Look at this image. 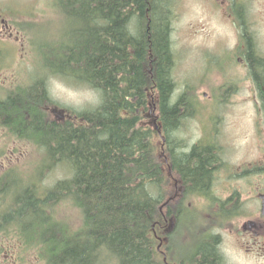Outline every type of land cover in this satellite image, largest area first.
<instances>
[{
    "label": "trees",
    "instance_id": "obj_1",
    "mask_svg": "<svg viewBox=\"0 0 264 264\" xmlns=\"http://www.w3.org/2000/svg\"><path fill=\"white\" fill-rule=\"evenodd\" d=\"M174 2L56 0L54 10L69 29L60 40L38 42L42 76L0 91L6 125L0 131L9 147L34 145L46 155L37 178L12 175L3 192L9 201L2 235L22 238L25 255L34 252L48 264H225L209 234L211 220L189 206L194 194L207 191L221 157L216 146L188 148L177 136L194 109L188 90L172 101ZM30 33V44L37 43ZM50 76L95 91L100 103L59 108L48 92ZM50 109H61L66 119L60 113L53 121ZM161 133L171 170L186 189L167 212L168 173L156 144ZM59 166L67 177L41 188L46 172ZM67 206L78 215L71 223L59 217ZM194 224L206 238L183 253L179 242L193 235L187 229Z\"/></svg>",
    "mask_w": 264,
    "mask_h": 264
},
{
    "label": "flooded vegetation",
    "instance_id": "obj_2",
    "mask_svg": "<svg viewBox=\"0 0 264 264\" xmlns=\"http://www.w3.org/2000/svg\"><path fill=\"white\" fill-rule=\"evenodd\" d=\"M210 1L215 11L216 25L218 27L225 25L227 31V37L220 41L225 47L227 59L224 61V70L216 71L221 73L223 82L219 89L212 92L213 99L210 101L208 112H204L202 103L194 101V115L201 118L202 130L206 136L203 134L193 145L216 146L221 158L219 166L212 171L207 191L194 194L192 198L202 202L199 203L198 211L202 215L205 211L208 219L211 220L209 234L213 236L217 247L222 245L225 232L229 231V234L234 235L240 232L248 240L247 253L264 257V0ZM10 28L5 18L0 16L1 61L5 60V45L8 44L9 38L13 37L9 34ZM202 59L207 61L206 70L213 72V67L208 63L212 61V57H202ZM8 70L4 67L0 68L2 92L10 87L9 78L3 77L4 72ZM204 81L209 83L207 79L201 78L200 84H207ZM221 106L232 111H244L241 113L250 115L254 132L249 135V139L257 147L252 163L241 166L232 174L228 173V162L221 154L220 146L228 144L224 131L229 128V124L225 121L226 110L218 112ZM50 113L53 121L60 116L55 109H50ZM215 114H218L216 118H214ZM0 125L6 126L3 122ZM0 146V264H48L46 260L35 256L34 252L29 256L25 255L22 238H7L2 235L1 226L5 223L2 214L9 201L3 194L7 189V181L12 175L24 179L30 176L25 175L26 152L19 144L17 153L14 152V149L9 147V138L1 131ZM36 155L41 159L39 150ZM171 166L172 163L167 159L168 183L174 181L175 190L170 188L174 193L172 196L169 195L165 209L180 201L186 194L182 180L179 176H175ZM34 173L33 177L37 178L38 169L31 175ZM43 187L50 186L43 184L41 188ZM191 205L192 203H189V206ZM208 207H211L213 214L207 213ZM222 258L224 262L225 258Z\"/></svg>",
    "mask_w": 264,
    "mask_h": 264
},
{
    "label": "rangeland",
    "instance_id": "obj_3",
    "mask_svg": "<svg viewBox=\"0 0 264 264\" xmlns=\"http://www.w3.org/2000/svg\"><path fill=\"white\" fill-rule=\"evenodd\" d=\"M55 1L0 0V16L5 17L6 24L11 27L9 34L13 35V37L9 38L8 44L5 45L6 47H4L6 52L5 60H0V68L9 69L4 72L3 77L9 78L10 84L16 82L18 79L21 83L31 85L40 73V59L37 56V50L41 45L38 42L43 43L49 37L51 38V36L54 37V40H60L69 29L57 10H54ZM174 7L175 19L173 20L171 38L176 58L173 70L176 90L172 101L176 102L178 97L188 90L193 106L195 100L199 101L204 106V112L207 113L210 101L213 99L211 97L212 92L219 89L223 82L221 73L219 74L216 71H222L225 67L224 61L227 59L226 50L220 41L227 37V31L224 28L225 25L222 27L216 25L215 11L210 0H175ZM32 29L39 40L37 43L30 44L29 39L33 41L35 39L30 33ZM48 41L50 43L53 42L52 39ZM202 57H212V61H208V63L213 67V72L206 70L205 63L207 61H202ZM201 78L207 79L209 83L204 81L207 84L201 85ZM47 81L49 95L51 99L60 105L59 108L61 109L68 108L78 111L96 107L100 103L98 94L85 86H75L68 80L51 76L48 77ZM61 109H57L58 113L62 112ZM219 109V113L226 110L227 114L225 121L229 124V128L224 132L227 135L225 137L228 138V144L220 147L221 154L229 165L228 173L232 174L238 171L241 166L252 163L255 159L254 155L256 154L257 147L249 139V135L254 130L251 126L249 114L241 113L244 111H232L224 106L219 107ZM149 113L152 115V120L149 121L148 125L152 127L157 113L153 110ZM217 115L215 114L214 118ZM205 121L208 120L205 119ZM202 124L201 118L199 116L195 117L193 114V116L185 119L178 129L177 136L180 140L186 142L188 148L205 134L202 130ZM156 144L160 147L159 152L163 160L166 161L168 159L170 162L165 133L160 134ZM38 149L41 159L37 161L38 156L33 155L34 157L29 158L25 162L26 176H31L36 162L44 164L43 155L45 151L43 147ZM67 175L68 170L66 168L55 167L52 172H46L42 182L47 186H51L57 180L66 178ZM227 176L230 177L229 175ZM167 187V195H172L173 193L169 189L175 190L174 181L168 183ZM190 201L195 207H198L199 203H202L196 198H192ZM195 207L192 209H195ZM167 209H165V212H167ZM60 216L65 221L67 220V222L71 223L78 215L74 208L71 209L67 206L65 208L62 207ZM187 231L193 235H188L179 242L183 253H188L193 248H198L206 238L204 237L205 235L201 236L203 233L197 229L196 224L188 228ZM228 232H225L223 235V243L219 246L220 249L218 247V252L225 258V264H264V257L249 255L247 253V245L249 243L246 237L242 236L240 232L235 235ZM169 244L165 253L172 259L170 252H168L170 251ZM177 252L176 249L173 251V253Z\"/></svg>",
    "mask_w": 264,
    "mask_h": 264
}]
</instances>
